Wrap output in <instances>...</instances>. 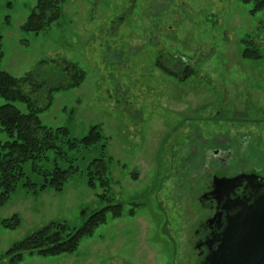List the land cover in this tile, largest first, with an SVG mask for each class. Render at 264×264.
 Masks as SVG:
<instances>
[{
    "label": "rangeland",
    "instance_id": "374dc122",
    "mask_svg": "<svg viewBox=\"0 0 264 264\" xmlns=\"http://www.w3.org/2000/svg\"><path fill=\"white\" fill-rule=\"evenodd\" d=\"M35 5L0 0L1 69L17 77L37 71L45 81L33 93L24 86L36 106H47L43 124L67 127L71 138L98 125L103 139L66 147L59 165L79 171L62 191L34 193L19 183L0 207V258L52 221L74 229L113 202L123 205L122 216L109 214L75 253H25L17 264H194L187 237L207 213L199 201L208 176L204 152L232 151L230 164L211 162L218 176L241 169L264 174V10L252 13L254 4L241 0H65L61 18L35 34L23 30ZM245 41L261 58L243 57ZM66 62L85 79L49 92L51 84L71 81ZM187 69L193 71L183 79ZM15 105L27 112L25 104ZM9 139L0 127V141ZM102 144L110 187L93 189L86 171ZM55 156L50 151L38 166L51 168ZM31 167L26 163L25 173L40 183ZM15 214L20 226L5 228L2 221Z\"/></svg>",
    "mask_w": 264,
    "mask_h": 264
},
{
    "label": "trees",
    "instance_id": "16d2710c",
    "mask_svg": "<svg viewBox=\"0 0 264 264\" xmlns=\"http://www.w3.org/2000/svg\"><path fill=\"white\" fill-rule=\"evenodd\" d=\"M244 3H253L252 13L264 10V0H241ZM9 5L12 2L9 1ZM65 0H36V5L28 15L23 30L38 34L58 21L63 15ZM243 57L246 59L261 58L260 52L252 41H245ZM4 56L0 36V98L7 102L0 105V127L10 138L0 141V207L5 205L11 195L16 191L19 183L29 191L37 193L48 187L62 191L68 179L79 169L73 165L63 168L58 159L67 158V150L79 147L89 148L103 139L100 127L92 126L86 135L81 138H71L67 127H49L43 124L40 112L46 107L36 106L31 93L24 90V86L31 88V92H37L46 86L45 81L39 79L37 71L17 77L1 69V61ZM42 63V62H41ZM63 71L71 78L68 83L51 84L49 92L59 91L62 88L80 86L85 79V72L75 63L66 62ZM187 78L192 69H187ZM47 88V87H46ZM26 105L27 112L19 109L15 103ZM51 102L48 103V106ZM103 153L93 159L86 171L87 184L90 188L97 187L109 189L110 177L109 163L105 155L106 145H101ZM54 151V164L51 168L41 169L38 162L49 159L48 153ZM31 163V170L42 176V181L34 182L25 173V164ZM102 199H109L103 195ZM111 202V200H108ZM123 205L111 202L105 207L93 211L77 228L70 229L66 222L52 221L40 230L27 236L25 239L15 242L12 247L0 258V262L6 260L8 264H17L23 260L25 253L38 254L42 257L73 254L79 248L81 241L93 235L98 227L107 222L108 215L114 218L122 216ZM2 224L7 229H16L21 224L20 217L15 214L4 219Z\"/></svg>",
    "mask_w": 264,
    "mask_h": 264
},
{
    "label": "flooded vegetation",
    "instance_id": "af4514ba",
    "mask_svg": "<svg viewBox=\"0 0 264 264\" xmlns=\"http://www.w3.org/2000/svg\"><path fill=\"white\" fill-rule=\"evenodd\" d=\"M231 150H207L204 152L203 167L206 173V186L204 191L199 196L201 205L206 207L207 213L190 228L194 231L188 236V241L193 244L196 260L194 264H205L206 258L210 252L216 251L221 243L222 233L229 223V219L233 217L240 209L242 204H252L259 197L264 195V174L257 172L254 169H241L232 174L216 175L210 171L211 162H216L215 165L230 164L232 160ZM214 165V166H215ZM201 173V172H200ZM204 171L201 173L203 176ZM249 175L248 179L241 182L232 189L215 186L217 178H234L238 175ZM200 175V174H199ZM227 184V183H223ZM228 192V195L226 194ZM195 217H193V221ZM185 227L186 223L184 224ZM186 229H184V232ZM191 264V263H190Z\"/></svg>",
    "mask_w": 264,
    "mask_h": 264
},
{
    "label": "water",
    "instance_id": "95a60500",
    "mask_svg": "<svg viewBox=\"0 0 264 264\" xmlns=\"http://www.w3.org/2000/svg\"><path fill=\"white\" fill-rule=\"evenodd\" d=\"M245 179L244 175L217 178L214 185L232 189L238 184L231 183ZM205 264H264V195L250 205L242 204L229 219L218 249L209 253Z\"/></svg>",
    "mask_w": 264,
    "mask_h": 264
}]
</instances>
